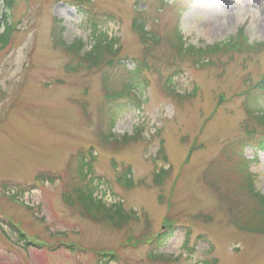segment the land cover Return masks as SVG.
Returning <instances> with one entry per match:
<instances>
[{
  "label": "rangeland",
  "instance_id": "1",
  "mask_svg": "<svg viewBox=\"0 0 264 264\" xmlns=\"http://www.w3.org/2000/svg\"><path fill=\"white\" fill-rule=\"evenodd\" d=\"M177 2H0V264H104L100 254L116 258L109 264H264V234L236 225L257 226L246 199L233 196L235 163L256 158L249 170L264 197V151L245 111L264 112L251 91L264 76V0ZM91 14L115 19L96 36ZM137 14L156 42L133 29ZM175 25L184 47L213 56L180 60L168 36ZM104 37L117 40L116 52L86 69L80 57ZM78 41L80 57L66 47ZM129 78L142 103L116 113L112 128L107 109L119 104L106 96ZM89 155L93 198L127 216L118 228L77 202V161ZM169 223L162 258H150Z\"/></svg>",
  "mask_w": 264,
  "mask_h": 264
},
{
  "label": "trees",
  "instance_id": "2",
  "mask_svg": "<svg viewBox=\"0 0 264 264\" xmlns=\"http://www.w3.org/2000/svg\"><path fill=\"white\" fill-rule=\"evenodd\" d=\"M159 1L161 3L159 7L163 6L164 8L167 6V4H163V0H159ZM181 1L182 0H178L177 2V4L179 3L177 5L178 8H180ZM5 3H6V6L9 8H11L14 5L13 0H5ZM185 5L186 4L182 6L181 11L184 10ZM5 20H7V18ZM112 21H114V17L110 15L103 18L102 20L98 17L97 14H91L89 18V24L91 25V27L95 29L94 34L96 36L99 35V32L97 30L98 27H100L101 25H105L108 22H112ZM144 22L145 20H143L141 16L137 14L136 17L132 21L133 29L139 35H141L143 39H145V35H148L150 38H146L145 40L150 41V42L155 41L157 36L152 32L147 33V31L145 30L146 24H144ZM155 22H158V19H156ZM5 27H6L5 31H9L10 33H12L11 31L12 27L7 25L6 22H5ZM10 33L7 35V37H9ZM168 36L169 38H172L171 45L173 46L176 56L180 60H184L188 58L192 61L193 65H199V62H197L196 57L213 56V51H208L209 53L208 52L205 53V51H200L199 49H195L194 47H189V48L184 47V44L182 42L183 38L179 31L178 25L174 26V28L168 33ZM116 41H117L116 39L114 40L112 38L108 39L107 37H104L103 39H98V41L92 47L91 51L87 52V54H83L81 57H80V54L82 50L84 49V44H82V42L78 41L76 42L77 45L72 44L66 47L69 48L71 51L76 47L75 48L76 51H73L74 54L80 57L82 62L86 64L85 65L86 69H91L93 66H98L99 64H101V62H103L104 60H107L106 58L108 57V55H110L111 57L112 54L116 52V49H115ZM214 51H215L214 53H216L217 50H214ZM107 62L109 65L112 64L110 60H108ZM138 73L139 72L137 71L132 72L131 77L138 76ZM127 81H125L122 84L119 90L114 91L113 93L109 91V95L106 96L107 98L106 103L108 105L111 103H116V102H117L116 104H119L118 107H115V108L108 107L107 109L109 112V115H111L109 125L112 128L115 124L114 120H115V116L117 115L116 113H118L124 107L132 106V107L138 108L142 103L140 101V96L138 95V93L135 92L136 86H133L132 83L129 84V81H131L130 78ZM170 83H171V79L167 81L168 90L172 88L170 86ZM263 84L264 83L262 82L261 85H259L260 89H262ZM259 95L261 97L262 96L264 97V93H259ZM121 102L124 105H122ZM252 117L253 119H249L253 121V122L251 121L252 127L248 131L252 132L254 136H257V140L255 138L252 139L254 142L252 144H253V147H255L258 151H263L264 150V115H256ZM249 120L247 121L249 122ZM254 160H256V158ZM250 162H251L250 160H245L241 158L235 163L233 171L235 170L239 176L238 178L239 185L236 191L237 194H234L233 196H239V197L243 196L246 199V202H248L246 206H249L251 210L246 208L247 212L246 211L245 212L250 213L253 211V214H254V218L248 221V223L257 225L258 227L257 226L249 227V226L240 225L238 223V220H236L237 221L236 225L242 229L244 228V229H249V230H261V229L264 230V197L255 191V188L253 186L254 175H252L249 171ZM166 172L167 170L166 171L162 170L160 171L159 174L155 175V182L162 183V178L163 176L167 174ZM127 173L130 174L129 171H127ZM92 174H93V168H92L91 163L83 159H79L77 161L76 175H77L78 180L82 182V187H77L73 190L77 194L76 196L77 202L81 203L85 213L88 214L89 216L97 218L99 220L104 219L105 221L110 222L113 226L118 228L119 226L125 223L127 216L123 214L122 206L120 204L118 205L115 204V205H112V207L107 208L102 203L101 200L97 201L93 198L96 187L92 186L93 184V179H91ZM228 200L230 201V198H228ZM234 206L237 207L236 202L232 201V204H230L229 206L231 211H233ZM173 232H174V229L171 226L167 227V229L164 232H160L157 235V237L153 239V241H151L150 246H149L150 247V252H149L150 257L156 256L157 249L160 247L161 243H163L168 238H170ZM189 237H190V233L187 232L186 238H185V242H186L185 247H187V242L189 240ZM100 258L104 262V264H109L111 262L116 261V258L113 255L105 254L103 255V257H100ZM204 264H208V263H204Z\"/></svg>",
  "mask_w": 264,
  "mask_h": 264
},
{
  "label": "clouds",
  "instance_id": "3",
  "mask_svg": "<svg viewBox=\"0 0 264 264\" xmlns=\"http://www.w3.org/2000/svg\"><path fill=\"white\" fill-rule=\"evenodd\" d=\"M244 3H245V0H244ZM251 22H252V17L249 16L248 19L244 23L245 25H247V24H250Z\"/></svg>",
  "mask_w": 264,
  "mask_h": 264
},
{
  "label": "water",
  "instance_id": "4",
  "mask_svg": "<svg viewBox=\"0 0 264 264\" xmlns=\"http://www.w3.org/2000/svg\"><path fill=\"white\" fill-rule=\"evenodd\" d=\"M2 0H0V2H1ZM1 24H2V18L0 17V26H1Z\"/></svg>",
  "mask_w": 264,
  "mask_h": 264
}]
</instances>
